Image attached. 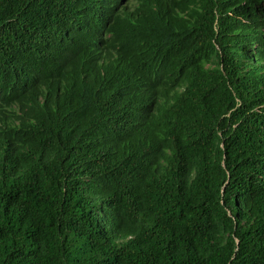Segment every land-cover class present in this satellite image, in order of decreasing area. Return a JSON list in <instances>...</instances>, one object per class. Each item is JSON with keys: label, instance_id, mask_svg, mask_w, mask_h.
Returning a JSON list of instances; mask_svg holds the SVG:
<instances>
[{"label": "trees", "instance_id": "obj_1", "mask_svg": "<svg viewBox=\"0 0 264 264\" xmlns=\"http://www.w3.org/2000/svg\"><path fill=\"white\" fill-rule=\"evenodd\" d=\"M128 1L0 0V264H264V0Z\"/></svg>", "mask_w": 264, "mask_h": 264}, {"label": "clouds", "instance_id": "obj_2", "mask_svg": "<svg viewBox=\"0 0 264 264\" xmlns=\"http://www.w3.org/2000/svg\"><path fill=\"white\" fill-rule=\"evenodd\" d=\"M128 5H135L137 3V0H129ZM68 35V32L66 33Z\"/></svg>", "mask_w": 264, "mask_h": 264}]
</instances>
